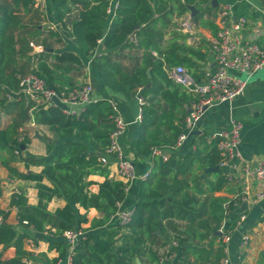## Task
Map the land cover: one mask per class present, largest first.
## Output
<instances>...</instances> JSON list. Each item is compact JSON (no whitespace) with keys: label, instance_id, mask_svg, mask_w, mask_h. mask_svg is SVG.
<instances>
[{"label":"trees","instance_id":"16d2710c","mask_svg":"<svg viewBox=\"0 0 264 264\" xmlns=\"http://www.w3.org/2000/svg\"><path fill=\"white\" fill-rule=\"evenodd\" d=\"M51 2L58 21L64 29L69 27L79 50L92 57L91 72L103 85L127 99L140 96L145 101L141 108L140 135L129 142L130 152L143 158L149 156L154 147L173 146L185 129L186 112L179 103L188 97L168 77L167 69L184 66L185 61L176 55L178 49L174 46L163 49L164 30L175 14L185 16L190 7L200 9L205 5L208 11H216L211 7V0H118L109 27V0ZM34 5L31 0L0 3V85L14 91L19 84L18 76L33 73L56 91L73 87L76 79L84 75L85 65L73 52H57L56 45L63 41L57 32L50 31L46 35L45 30L40 29L37 23L40 15L32 14L27 22L24 17L28 14L24 17L19 14L22 8L28 12L33 10ZM73 14L76 17L73 18ZM131 37H136L137 43ZM100 42L108 53L96 56ZM31 43L45 50L35 53ZM117 47L119 52H113ZM127 49L144 50L143 57L131 56L134 63L125 66L119 55ZM2 88L0 111L12 116V123L0 130V148L23 163L26 172L18 171L10 163H2L1 159L0 164L7 168L11 178L35 183L38 204L29 205L22 192L15 194L11 207L17 209L18 226L9 225L10 212L1 206L4 190L0 182V264L5 263L3 258L9 248L15 249V258L6 264H26L25 260L33 257L25 248L29 239L36 242L31 229L59 237L68 230L88 232L78 242L72 264H137V259L143 263L148 255L151 264H156L161 250L173 240L179 243V264H191L192 255L201 257L202 251L207 249L199 242L208 240L211 242L210 246L207 244V263L221 264L226 256V244L222 236L215 234L226 218L224 204L229 199L216 197L215 193L227 182L222 172L213 173L214 182L197 173L205 167L218 166L221 157L216 139L210 146L202 139V148L199 144L195 150L191 147L187 152L184 148L173 152L166 162L156 159L144 182L132 221L109 226L112 216L118 212V204L127 197V185L121 179H107L98 184V193H93L90 188L97 183L90 177L108 176V166L101 157L115 129L110 101H94L86 105L80 115H66L59 107H35L25 97L7 101ZM157 100H164V104ZM30 122L46 126L53 133V138L46 140L45 156L25 154L30 142L26 138L20 141L18 136L22 133L19 130ZM196 142L193 140L192 145ZM16 150L20 151V157L16 156ZM31 168L42 170L28 173ZM55 198L65 200L66 205L50 212L49 204ZM80 209L86 213L81 214ZM91 209L97 210L101 218L93 220L85 229L83 227L90 223L88 212ZM231 211H235V207L231 206ZM177 222L186 224L184 232ZM235 228L236 220L230 217L229 231ZM216 240H219L217 251L214 249ZM67 251H61L60 257ZM259 264H264V252Z\"/></svg>","mask_w":264,"mask_h":264},{"label":"crops","instance_id":"0c3cea01","mask_svg":"<svg viewBox=\"0 0 264 264\" xmlns=\"http://www.w3.org/2000/svg\"><path fill=\"white\" fill-rule=\"evenodd\" d=\"M2 1L3 0H0V3ZM34 3L35 5L33 10L31 9L28 12L22 8L19 14H22L21 16L24 17V14H41L40 12H42L45 15L43 16L46 18L44 24L49 26L51 31L57 32L63 41L61 45H56L57 52H73L81 58L83 64L85 65L84 75L77 78L75 83L90 84L94 91L95 101L108 100L120 107L122 116L128 123L127 131L125 136L121 139V144L127 158L134 163L138 175L141 176L148 171H152L155 160L152 159L150 155H147L143 158L136 156L130 152L128 145L129 142L136 140L140 135L141 120L138 119V116L141 106L138 99L142 97L139 96L135 99H127L122 94L115 93L106 88L102 81L91 72L90 68L92 57L85 56L79 50L75 39L69 32V27L64 29L62 24L58 21L55 15L56 10L51 0H37ZM116 4H118V0L112 3V6L114 7ZM42 5H44V7H42ZM225 5L232 7V12L235 19L246 21L244 30H242L239 34L240 39L242 41L254 40L264 49V0H217V6H212L211 0V7L216 9V11H208L207 6L204 5L200 7V9L195 8L196 11L194 13L191 10L186 13L185 16L190 15L192 17L194 27V31L192 33L183 31L181 27L182 19L185 16L183 15L179 17L175 14L170 23H168V27L164 30L165 42L163 49L168 50L170 49V46L177 48L178 50L176 51V55H178L180 59H184V67L195 80H202L204 71L208 69H215L214 55L209 44L211 38L216 35L218 30V12ZM110 15L111 18L109 19L108 27L114 14ZM199 15L200 17L198 20H196L195 17ZM31 17L27 15L24 18L27 22H29ZM72 17H76V14H73ZM108 27L106 31L108 30ZM40 28L42 29L43 27ZM131 40L134 43H137L136 37H131ZM35 46L39 47L37 45ZM119 50V47H117L113 52L118 53ZM34 52L40 53V50L34 49ZM106 53H108V51L103 46V43L100 42L95 55L99 56ZM143 54L144 50L137 51L127 49L122 51L119 57L125 66H129L131 63H134L131 56L142 58ZM153 54L157 56V53L154 52ZM179 87L181 88L182 92L186 93L183 87ZM187 97V100H180L179 103L183 109H185L186 115L190 111L192 102V97L188 94ZM159 102L164 104V100H157V103ZM0 113L4 114L1 111ZM6 116L12 118L10 115ZM231 117L241 121L244 124L240 150L244 159L250 162L253 166H256L262 160V158H264V73L256 74L250 80L244 94L236 98L232 104L221 103L209 108L196 129V131L199 133L194 135L193 138L184 146L185 152H187L191 147L195 150V148L199 146L200 140L202 139H205L207 141V145L210 146L211 142L215 140V136L219 131L229 129ZM8 125L9 124H7V127L1 128L0 130L7 129L9 127ZM183 126L185 127L184 123ZM21 131L24 132V138L28 139L30 142L27 149L25 150V154L35 156H45L47 154L46 140L53 138V133L48 127L39 126L33 122H30L26 123L24 127L19 130V132ZM195 139L197 142L196 144L194 143V145H192L193 140L195 141ZM202 147L203 146L201 145V148ZM103 157L107 162L109 170L108 176L96 175L90 177L91 181L97 183L90 188L91 192L93 193H98V184L105 182L107 179L120 180L117 174V158L106 154L103 155ZM11 166L20 172H26L25 166L23 163H20V161L19 163L12 164ZM207 168L208 167H205L202 170H197V173L202 176L204 174V170ZM41 170L42 168H31V170L27 172L30 173L31 171H34L39 173ZM205 178H207L210 182H214L216 180L213 173L207 174L204 179ZM145 181L137 180L128 185L126 189L127 197L125 201L121 203V210L135 209L136 205L141 201L140 195ZM0 182L4 190L1 206L4 210L10 212L7 223L16 227L18 226L17 209L11 207V200L14 196V192L17 191L18 193H24L28 199L29 205L35 206L38 204V192L35 189V183L19 180L17 178H11L9 171L2 164H0ZM238 192H240V186L237 183H227L221 191L215 193V196L228 200L234 197ZM65 205V200L55 198L49 204L48 210L50 212H55L58 208H63ZM245 211L247 214L246 220L239 229H236L233 232L232 239L228 244L230 264H259L260 255L264 252V200L258 204L251 206L243 205L241 208H238L232 213L231 220L237 221L239 216ZM80 213L85 214L86 211L80 209ZM88 218L90 223L86 226L89 228L91 222L95 219H100L101 215L97 210L91 209L88 212ZM114 223L115 222L111 221L109 226L111 224L113 225ZM177 224L179 225L180 230L184 232L186 224L184 222H177ZM30 231L33 234V238L36 240V256H33L34 258L32 257L34 260L40 264H53L55 260L59 259V264H69V249L64 235L59 237L48 233H37L32 229ZM86 233L88 234V232ZM243 234H248L250 236V242L244 251L242 260L239 261L238 251ZM215 235L221 236L218 234V231ZM210 242V240L202 243L199 242V244L205 245L207 250L205 252L202 251L201 258L200 256L192 255L190 257L191 264H208L206 261V252L209 250L207 244L210 246ZM218 243L219 240L214 241L215 251H217L219 248ZM60 244H63V246H60ZM25 248L27 252L32 253L28 243L25 245ZM64 249L66 251L68 250V253H66L64 257H60L61 251ZM154 250L156 251V248H154ZM179 253V249L175 251L174 264H179ZM14 258L15 249L9 248L6 250L3 258L5 261L4 264ZM143 260L144 262L142 263L139 259H137L136 263H152L149 255L144 257Z\"/></svg>","mask_w":264,"mask_h":264},{"label":"built area","instance_id":"2783aa9c","mask_svg":"<svg viewBox=\"0 0 264 264\" xmlns=\"http://www.w3.org/2000/svg\"><path fill=\"white\" fill-rule=\"evenodd\" d=\"M31 1L36 2L37 0ZM109 1L108 14H115L118 4L113 7L112 3L117 0ZM217 22V33L211 38L209 44L214 55L215 69L204 71L203 79L199 81L195 80L184 66L178 65L167 69L169 79L183 87L186 93L192 97V102L190 111L184 120V131L177 138L173 146L152 148L150 157L154 160L160 159L166 162L173 152H180L192 137L191 133L196 131L206 111L215 106V102L232 104L236 98L244 94L250 79L264 70V49L254 40L242 41L239 37L240 32L245 28L246 21L235 19L232 7L225 5L218 12ZM181 27L187 33L194 31L190 15L182 19ZM30 46L40 50V52L45 50L42 46L36 47L33 43ZM242 76H246L247 78L243 79ZM18 79V87L14 91L2 88L0 85V89L4 90V96L7 101H19L25 97L29 102H33L35 107H59L66 115L76 116L80 115L86 105L95 101L93 88L87 83H79L73 87H65L60 91H56L49 88L43 79L33 73L18 76ZM138 101L142 108L145 101L142 98H139ZM110 103L114 111L112 118L115 123V129L111 134L110 145L105 154L117 158L118 177L128 187V185L137 180H147L151 171L139 176L134 163L127 158L121 144V139L126 134L128 123L123 118L120 107L113 102ZM141 118L142 109L138 116L139 120ZM243 129L244 124L231 117L229 129L219 131L215 136L217 149L221 157L218 164L220 172L223 173L227 183H237L240 186V192L224 204L226 218L218 230L223 242L226 244V256L221 260V264H230L228 244L232 239L233 232L242 226L247 216L246 211L243 212L236 221L235 230L233 232L229 231V218L234 212L231 211V206L237 210L243 205L251 206L264 200V158L256 166H253L244 159L240 150ZM15 154L18 157L21 156L19 150H16ZM101 161L107 164L103 156L101 157ZM15 194H18V192L15 191ZM133 215L134 209L121 210V203H119L118 212L112 216L111 221L126 225L132 221ZM63 235L68 244L69 264H72L74 250L78 242L87 233L81 230H68ZM249 242L250 236L243 234L238 251L239 261L242 260ZM27 243L35 257L37 250L35 242L29 240ZM178 247L179 243L177 240L168 243L161 250V258L156 264H174L175 251ZM33 258L30 257L25 260V263L40 264ZM56 264H59V262Z\"/></svg>","mask_w":264,"mask_h":264},{"label":"rangeland","instance_id":"374dc122","mask_svg":"<svg viewBox=\"0 0 264 264\" xmlns=\"http://www.w3.org/2000/svg\"><path fill=\"white\" fill-rule=\"evenodd\" d=\"M40 13L41 14H38V15H40L41 19L38 20L37 23H40V27H43V29L45 30V34L47 35V34H49V32L51 30H50L49 26H47V25L44 24V22L46 21V18L43 17V16H45V15L42 12H40ZM28 15H29V17L32 16V14H28ZM32 42L35 43L34 40ZM261 73H264V70H262L261 72H259V74H261ZM242 78L243 79H246L247 77L246 76H242ZM11 122H12V118L11 117H8V116L0 113V129L7 127V124H9L8 126H10V123ZM25 132H27V131H25ZM18 137L20 139L22 138L21 141H23L24 140V137H25L24 132H22ZM0 159H1V162L2 163H10V164H17V163H19V160L16 159V157L12 153H10L9 151L3 150L1 148H0ZM83 228L87 229L88 227L86 226V227H83Z\"/></svg>","mask_w":264,"mask_h":264},{"label":"water","instance_id":"95a60500","mask_svg":"<svg viewBox=\"0 0 264 264\" xmlns=\"http://www.w3.org/2000/svg\"><path fill=\"white\" fill-rule=\"evenodd\" d=\"M212 6H217V0H212ZM190 10L194 13L196 10H195V8L194 7H190ZM220 103L219 102H215V105H219ZM207 109V108H206ZM197 133H199V132H197V131H194L193 133H191V136H194V135H196ZM24 149V148H23ZM220 172V169H219V167L218 166H216V167H211V168H207V169H205L204 170V174L202 175V177L204 178L207 174H210V173H219ZM157 233H159V232H157ZM218 234H220L219 232H218ZM221 235V234H220ZM116 251H114L113 252V254H115L116 255Z\"/></svg>","mask_w":264,"mask_h":264}]
</instances>
